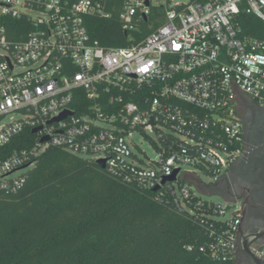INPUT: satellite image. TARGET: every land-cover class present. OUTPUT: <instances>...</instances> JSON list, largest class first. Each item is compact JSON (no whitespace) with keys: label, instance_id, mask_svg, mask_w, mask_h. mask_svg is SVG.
Listing matches in <instances>:
<instances>
[{"label":"built area","instance_id":"built-area-1","mask_svg":"<svg viewBox=\"0 0 264 264\" xmlns=\"http://www.w3.org/2000/svg\"><path fill=\"white\" fill-rule=\"evenodd\" d=\"M153 10L159 24L152 19L142 36ZM241 12L264 24V0H0V189L17 191L38 157L58 147L169 192L178 206L204 205L191 202L187 178H197L181 166L225 173L242 153L244 99L264 105V40L240 34ZM113 13L129 44L98 46L85 19ZM26 129L37 131L10 150ZM143 143L156 151L154 164L137 157ZM212 204L226 228L211 257L234 259L239 207ZM253 251L264 261V245Z\"/></svg>","mask_w":264,"mask_h":264},{"label":"trees","instance_id":"trees-1","mask_svg":"<svg viewBox=\"0 0 264 264\" xmlns=\"http://www.w3.org/2000/svg\"><path fill=\"white\" fill-rule=\"evenodd\" d=\"M160 17L153 10L142 36ZM235 20L241 35L264 40L260 20L245 12ZM85 26L98 46L129 44L116 13L88 17ZM32 138L26 129L9 149ZM197 200L204 205L178 206L169 192L141 189L86 157L49 147L17 191L0 189V264H234L225 252L211 257L208 247L226 224L213 202L193 194L191 202Z\"/></svg>","mask_w":264,"mask_h":264},{"label":"flooded vegetation","instance_id":"flooded-vegetation-1","mask_svg":"<svg viewBox=\"0 0 264 264\" xmlns=\"http://www.w3.org/2000/svg\"><path fill=\"white\" fill-rule=\"evenodd\" d=\"M240 115L242 153L219 177L214 188L225 202L239 207L238 229L248 237L253 251L264 245V105L244 99ZM239 240L238 236L234 264H252Z\"/></svg>","mask_w":264,"mask_h":264},{"label":"rangeland","instance_id":"rangeland-1","mask_svg":"<svg viewBox=\"0 0 264 264\" xmlns=\"http://www.w3.org/2000/svg\"><path fill=\"white\" fill-rule=\"evenodd\" d=\"M8 119V118H7ZM141 148L145 152L143 155L142 152H138V158L144 159L147 165L154 164L153 161L157 160V153L156 151L149 146L148 144L141 145ZM183 172H195V176L197 179L187 178L190 182L191 190L193 194L200 197L203 200L210 201L217 204H223L225 202L224 198L218 194L214 188L217 180L221 176L212 177L201 170L195 169L189 165L181 166ZM227 169L225 170V172Z\"/></svg>","mask_w":264,"mask_h":264},{"label":"water","instance_id":"water-1","mask_svg":"<svg viewBox=\"0 0 264 264\" xmlns=\"http://www.w3.org/2000/svg\"><path fill=\"white\" fill-rule=\"evenodd\" d=\"M66 114L68 113H64L62 116L64 117ZM37 131V129H33L32 130V133H35ZM46 138L42 139V141H45ZM97 164L101 167V168H104V161H98ZM178 173V170H175L172 174L171 177H165L163 180H162V184H164L165 182H172L175 180V177H176V174ZM158 189L155 188L154 191H156ZM237 235L240 237V247L243 251H245L250 259H251V262L252 264H264V261L260 258H258L254 252L250 249V241L248 240V237L246 235H244L242 232L239 231L238 229V232H237ZM238 236H237V240H236V247H235V253L234 255H236V252H237V243H238Z\"/></svg>","mask_w":264,"mask_h":264}]
</instances>
